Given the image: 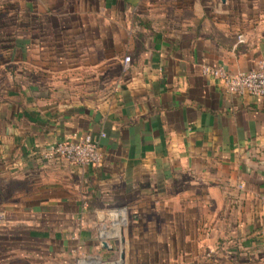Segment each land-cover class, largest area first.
<instances>
[{
  "label": "crops",
  "instance_id": "1",
  "mask_svg": "<svg viewBox=\"0 0 264 264\" xmlns=\"http://www.w3.org/2000/svg\"><path fill=\"white\" fill-rule=\"evenodd\" d=\"M260 60L264 0H0V264H264V96L200 73Z\"/></svg>",
  "mask_w": 264,
  "mask_h": 264
},
{
  "label": "built area",
  "instance_id": "2",
  "mask_svg": "<svg viewBox=\"0 0 264 264\" xmlns=\"http://www.w3.org/2000/svg\"><path fill=\"white\" fill-rule=\"evenodd\" d=\"M238 43L242 42V35L236 38ZM129 58L122 59V72L128 68ZM200 73L209 77L221 86L228 94L239 97H263L264 96V60L257 62L256 68L236 74L227 73L222 66L210 67L200 66ZM102 136V135H100ZM40 157L46 162L63 161L81 168L98 166L101 161V154L98 150V142L91 136H84L81 139H63L61 141L47 144L40 152ZM119 217L122 223L125 222V210H119ZM103 227L98 229L99 239L102 240ZM75 264H89L85 260H77Z\"/></svg>",
  "mask_w": 264,
  "mask_h": 264
},
{
  "label": "water",
  "instance_id": "3",
  "mask_svg": "<svg viewBox=\"0 0 264 264\" xmlns=\"http://www.w3.org/2000/svg\"><path fill=\"white\" fill-rule=\"evenodd\" d=\"M99 247L101 249H104V250H107V251H111L112 250V248L108 247L104 241L99 243ZM122 259H123V254H122V252H119V261L121 262Z\"/></svg>",
  "mask_w": 264,
  "mask_h": 264
}]
</instances>
